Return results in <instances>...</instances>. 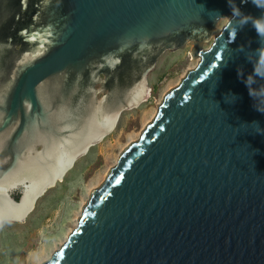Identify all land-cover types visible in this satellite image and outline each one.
<instances>
[{"label": "water", "instance_id": "water-1", "mask_svg": "<svg viewBox=\"0 0 264 264\" xmlns=\"http://www.w3.org/2000/svg\"><path fill=\"white\" fill-rule=\"evenodd\" d=\"M232 15L228 0H0V225L24 223L192 44L196 67L43 264H264V96L244 82L264 86L249 59L262 45L239 17L217 33Z\"/></svg>", "mask_w": 264, "mask_h": 264}, {"label": "rangeland", "instance_id": "rangeland-1", "mask_svg": "<svg viewBox=\"0 0 264 264\" xmlns=\"http://www.w3.org/2000/svg\"><path fill=\"white\" fill-rule=\"evenodd\" d=\"M226 23L227 19L220 21L217 33ZM192 47L188 44L183 51L166 53L161 58L149 76L146 99L121 114L112 133L92 147L62 181L36 201L24 223L0 225V264H39L61 247L63 239L75 229L76 218L80 217L92 191L105 181L102 179H106L123 151L139 139L165 95L191 71Z\"/></svg>", "mask_w": 264, "mask_h": 264}, {"label": "clouds", "instance_id": "clouds-1", "mask_svg": "<svg viewBox=\"0 0 264 264\" xmlns=\"http://www.w3.org/2000/svg\"><path fill=\"white\" fill-rule=\"evenodd\" d=\"M229 5L232 7V17H218V20L227 18L230 22L229 26L233 25V18L239 17L238 23L236 25L243 26L248 21H251L253 26L255 27L258 35L261 38V45L262 47L256 50V58L253 59V55L249 57L250 60H252L254 64V74L255 76L264 77V16H261L260 18H252L250 16L244 15L240 12V10L234 5L233 0H228ZM252 3L257 6L258 8L264 9V0H252ZM232 29L236 31V28L233 26ZM239 75V72H238ZM245 84L249 87V93L254 98L259 99V97L264 96V86H260L259 88H252L251 85L256 83L254 75H249L247 79L244 81ZM226 102H233L235 100V96L229 94L225 97ZM257 110L264 112V109H262L259 106V103L256 105ZM252 125H256L255 131L257 133H264V129L260 128L259 125L256 122H253Z\"/></svg>", "mask_w": 264, "mask_h": 264}, {"label": "bare ground", "instance_id": "bare-ground-1", "mask_svg": "<svg viewBox=\"0 0 264 264\" xmlns=\"http://www.w3.org/2000/svg\"><path fill=\"white\" fill-rule=\"evenodd\" d=\"M198 62H199L198 59H197V61H196V60L194 61L193 59L191 60V64H192L191 70L195 68V66L198 64ZM147 94H148V93H147ZM155 113H156V112H155ZM113 129H114V128H113ZM140 135H141V134H140ZM140 135H139V136H140ZM105 136H106V135H105ZM139 136H138V137H139ZM103 138H104V137H103ZM130 139H131V138H130ZM132 141H133V140H132ZM136 141H137V140H136ZM134 142H135V141H134ZM117 161H118V160H116V163H117ZM106 176H107V175H106ZM104 180H105V177L102 179V182H103ZM100 182H101V181H100ZM94 184H96V182H95ZM94 184H93V185H94ZM98 184H99L98 186L101 185V183H98ZM95 186H97V185H95ZM98 186H97V187H98ZM78 220H79V217L76 218V225H75L74 227L77 226V222H78ZM66 239H67V237H66L65 239H63V241L61 242L60 245H62V244L66 241ZM45 257H46V256H45ZM48 258H49V256L46 257V259H44V260H42V261H41V259H40V261L43 263V262H45ZM42 259H43V258H42ZM41 262H38V263L41 264Z\"/></svg>", "mask_w": 264, "mask_h": 264}, {"label": "trees", "instance_id": "trees-1", "mask_svg": "<svg viewBox=\"0 0 264 264\" xmlns=\"http://www.w3.org/2000/svg\"><path fill=\"white\" fill-rule=\"evenodd\" d=\"M18 198V196L16 197V199Z\"/></svg>", "mask_w": 264, "mask_h": 264}]
</instances>
